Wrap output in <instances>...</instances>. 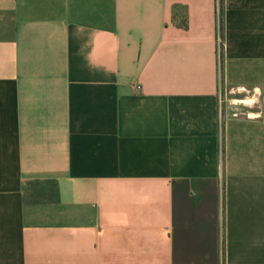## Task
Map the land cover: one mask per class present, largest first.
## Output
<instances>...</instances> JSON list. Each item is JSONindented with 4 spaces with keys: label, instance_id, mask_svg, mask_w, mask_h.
Returning <instances> with one entry per match:
<instances>
[{
    "label": "crops",
    "instance_id": "crops-1",
    "mask_svg": "<svg viewBox=\"0 0 264 264\" xmlns=\"http://www.w3.org/2000/svg\"><path fill=\"white\" fill-rule=\"evenodd\" d=\"M221 235L264 264V0H0V264H219Z\"/></svg>",
    "mask_w": 264,
    "mask_h": 264
},
{
    "label": "built area",
    "instance_id": "built-area-1",
    "mask_svg": "<svg viewBox=\"0 0 264 264\" xmlns=\"http://www.w3.org/2000/svg\"><path fill=\"white\" fill-rule=\"evenodd\" d=\"M218 54L220 55L221 54V38L219 37L218 38ZM219 62H220V59H218ZM222 228H221V232H222ZM220 262L219 264H224V254H223V244H222V235L220 237Z\"/></svg>",
    "mask_w": 264,
    "mask_h": 264
},
{
    "label": "rangeland",
    "instance_id": "rangeland-1",
    "mask_svg": "<svg viewBox=\"0 0 264 264\" xmlns=\"http://www.w3.org/2000/svg\"><path fill=\"white\" fill-rule=\"evenodd\" d=\"M230 93H227V92H225V91H222L221 92V98H220V101H221V105L222 106H224V104H226V103H228V99H229V97H230ZM235 104L237 103V102H235V101H233ZM237 105H242L241 103H237Z\"/></svg>",
    "mask_w": 264,
    "mask_h": 264
}]
</instances>
